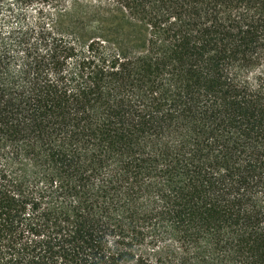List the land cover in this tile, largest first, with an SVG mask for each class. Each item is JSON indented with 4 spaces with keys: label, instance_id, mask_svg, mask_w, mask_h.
Wrapping results in <instances>:
<instances>
[{
    "label": "trees",
    "instance_id": "obj_1",
    "mask_svg": "<svg viewBox=\"0 0 264 264\" xmlns=\"http://www.w3.org/2000/svg\"><path fill=\"white\" fill-rule=\"evenodd\" d=\"M70 1L0 0V264H264V0Z\"/></svg>",
    "mask_w": 264,
    "mask_h": 264
},
{
    "label": "rangeland",
    "instance_id": "obj_2",
    "mask_svg": "<svg viewBox=\"0 0 264 264\" xmlns=\"http://www.w3.org/2000/svg\"><path fill=\"white\" fill-rule=\"evenodd\" d=\"M57 22L62 31H74L86 36H109L111 42L115 41L112 37L119 33L129 35L138 28L119 6L103 0H72L62 15L57 16Z\"/></svg>",
    "mask_w": 264,
    "mask_h": 264
}]
</instances>
